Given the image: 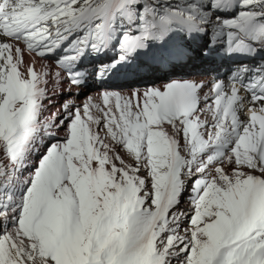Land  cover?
<instances>
[{"label":"snow or ice","instance_id":"snow-or-ice-1","mask_svg":"<svg viewBox=\"0 0 264 264\" xmlns=\"http://www.w3.org/2000/svg\"><path fill=\"white\" fill-rule=\"evenodd\" d=\"M0 264H264V0H0Z\"/></svg>","mask_w":264,"mask_h":264}]
</instances>
